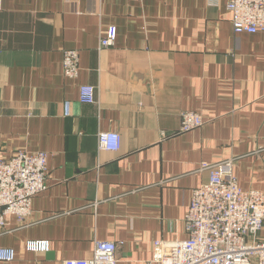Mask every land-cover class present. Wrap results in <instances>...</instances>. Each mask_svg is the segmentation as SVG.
<instances>
[{"label":"crops","instance_id":"obj_1","mask_svg":"<svg viewBox=\"0 0 264 264\" xmlns=\"http://www.w3.org/2000/svg\"><path fill=\"white\" fill-rule=\"evenodd\" d=\"M226 3L1 0L0 158L45 152L48 180L23 224L6 219L15 260L0 264L88 260L96 241L117 244L116 264H145L154 241L187 238L202 164L230 162L242 189L264 192V32L234 34ZM109 26L115 43L99 49ZM64 50L79 53L75 80ZM184 111L204 124L179 133ZM105 131L118 151L98 150Z\"/></svg>","mask_w":264,"mask_h":264},{"label":"built area","instance_id":"obj_2","mask_svg":"<svg viewBox=\"0 0 264 264\" xmlns=\"http://www.w3.org/2000/svg\"><path fill=\"white\" fill-rule=\"evenodd\" d=\"M134 2L138 0H127ZM233 33L264 32V0H227ZM1 8V0H0ZM115 26H109L99 40V49L114 45ZM62 73L69 80L79 74V53L62 52ZM95 87H79V101L92 104ZM204 124L200 114H180L179 133L199 129ZM99 151L116 152L120 136L115 132L97 134ZM48 154L18 150L9 158H0V234L10 232L6 219L14 217L23 224L31 215L32 199L47 188ZM207 181L191 192L184 216L187 238L173 242L152 243L151 257L145 264H264V192L245 190L238 185L230 162L202 164ZM117 244L96 241L88 260H65L62 264H116ZM50 244L35 240L31 252L46 253ZM12 248L0 247V262H13Z\"/></svg>","mask_w":264,"mask_h":264}]
</instances>
